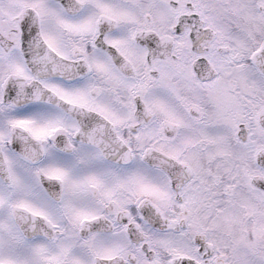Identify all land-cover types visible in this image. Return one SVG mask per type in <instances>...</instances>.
I'll use <instances>...</instances> for the list:
<instances>
[{"label":"snow or ice","instance_id":"6c2138e0","mask_svg":"<svg viewBox=\"0 0 264 264\" xmlns=\"http://www.w3.org/2000/svg\"><path fill=\"white\" fill-rule=\"evenodd\" d=\"M0 264H264V0H0Z\"/></svg>","mask_w":264,"mask_h":264}]
</instances>
